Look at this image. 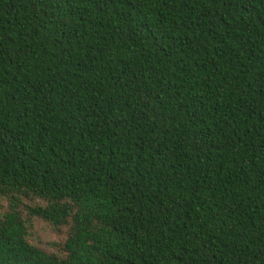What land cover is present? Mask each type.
Returning a JSON list of instances; mask_svg holds the SVG:
<instances>
[{"label": "trees", "instance_id": "1", "mask_svg": "<svg viewBox=\"0 0 264 264\" xmlns=\"http://www.w3.org/2000/svg\"><path fill=\"white\" fill-rule=\"evenodd\" d=\"M0 199V264H264V0H0Z\"/></svg>", "mask_w": 264, "mask_h": 264}, {"label": "rangeland", "instance_id": "2", "mask_svg": "<svg viewBox=\"0 0 264 264\" xmlns=\"http://www.w3.org/2000/svg\"><path fill=\"white\" fill-rule=\"evenodd\" d=\"M26 206L32 207L42 204L40 201H24ZM8 208V201L0 199V218L4 215ZM28 236L27 240L30 244L37 246L49 252L61 253V246L66 237V229L61 233H56L52 230L51 226L40 219L31 218L27 224Z\"/></svg>", "mask_w": 264, "mask_h": 264}]
</instances>
